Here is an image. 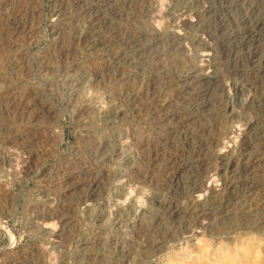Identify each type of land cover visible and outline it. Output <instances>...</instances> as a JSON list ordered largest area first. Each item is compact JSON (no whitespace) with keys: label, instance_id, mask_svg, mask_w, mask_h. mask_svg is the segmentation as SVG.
Returning a JSON list of instances; mask_svg holds the SVG:
<instances>
[{"label":"rangeland","instance_id":"obj_1","mask_svg":"<svg viewBox=\"0 0 264 264\" xmlns=\"http://www.w3.org/2000/svg\"><path fill=\"white\" fill-rule=\"evenodd\" d=\"M74 1L76 0H0V54H3L0 55V264H264V221L258 225H246L239 215H235V208L240 204H244L246 209L263 205L264 189L252 190L246 193L247 197L241 195L235 201L230 199L222 186L221 176L225 169L221 166L220 155L246 134L245 122L250 116L240 112L239 103L254 93L252 79L248 77L240 80L229 74L228 69L235 65L232 51L230 47L227 51L222 50V45L226 42L223 41L226 39L224 34L229 33L228 29L237 31L236 24L228 19V29H225L227 32L220 34L215 31L213 39L205 40L199 35L198 25L192 32L184 27L183 21H169L172 23L170 24L164 11V6L167 9L170 2L173 3L170 6L177 9L191 1L188 18L192 19L195 11L201 20L203 17L198 11L204 0H186V3L185 0H137L139 6L142 1V6L148 7L138 9L134 18L126 20L127 22L121 20L125 24L119 18L109 16L107 8L102 5L106 0H81L83 6L93 5L92 10L101 9V12L107 14L105 21L109 27L92 32L102 33L104 41L112 38L108 34L110 32L151 34L156 30L164 37L175 31L176 34L183 31L182 34L191 36L186 35L188 39L183 41L184 49L181 53H170V61L160 55L130 69L123 63L119 72L128 71V88L124 81L122 83L111 76L114 65L110 63V59L113 53L122 51L123 46H118L119 43L112 44L109 54H101L99 47H95V55L86 56L83 45L80 42L76 44L73 36L90 32L91 27L102 21L103 17H82L78 10L80 7ZM113 1L112 5L116 6L113 7H122L121 0ZM258 2L261 3L260 9L264 10V0ZM141 9L149 10L144 13ZM244 13H247L246 10L241 12ZM237 16L240 17V14ZM113 26L118 33H115ZM253 31L264 43V18L256 24ZM192 37L197 39L198 46H191L193 41L189 39ZM201 50L208 51L211 56L209 69L213 88L218 94L231 99V117L228 122L217 125L213 135L216 137L215 141L208 145L203 154L205 164L201 170L197 172L196 169L183 165L175 172L173 183L178 181L179 185L192 172L197 173L198 189L192 195L186 193L187 190L181 185L177 186V183L175 187H169L161 181L159 172L151 175L154 176L150 177L152 180L148 178V182L142 183L137 179L144 176L149 168L148 158L143 156L144 149L149 150V146L153 147L163 140L171 145L178 144L180 148L185 146V142L179 134L176 136L172 131H148L145 108L142 106L140 111L136 105L139 101L134 102L136 120H130L123 115L125 113H120L128 108L127 104L124 107L127 103L124 99H128L125 96L134 90L137 92L138 88L141 91L140 82L155 71H164L169 63L182 68L192 65L193 62L185 59L188 54L194 56L193 61L197 64L201 63L198 57ZM206 69L205 67L204 70ZM122 92L123 97L119 96ZM189 94L192 92L189 91ZM98 111H108L104 122H99L96 117ZM262 112L254 124L259 128L256 137L264 143V111ZM204 117L199 118H202L201 122L194 118L193 125L198 127L206 122ZM164 123H168L167 120ZM230 124H234L243 133L238 132L240 136H236L239 134L231 135L223 131ZM89 139L105 141L106 147H110L109 155L103 161L97 160L91 164V160L81 152V146ZM259 156L256 164L258 173L249 181L257 182L263 188L264 154L260 153ZM89 166L100 169L101 186L79 203L78 198L86 190L87 180L84 179ZM137 171L140 175L136 174ZM113 174L118 176V181L114 183L115 186L109 187L113 182ZM180 189H183L182 192ZM214 189L221 193V201L229 210L228 216L231 215L227 225L214 228L210 219L207 223L212 222L211 228L201 216L183 213L193 200L213 197L211 192ZM165 192L174 197L173 202L180 208L170 221L181 222L182 218L187 217L191 223V228L184 233H178L177 230L176 234L170 233L175 222L156 231L149 228L155 213L151 206ZM97 234L103 239L112 235L118 246L124 249V254H118L111 245H104L105 240L95 241Z\"/></svg>","mask_w":264,"mask_h":264},{"label":"bare ground","instance_id":"obj_2","mask_svg":"<svg viewBox=\"0 0 264 264\" xmlns=\"http://www.w3.org/2000/svg\"><path fill=\"white\" fill-rule=\"evenodd\" d=\"M91 1H93V0H91ZM96 1H98V0H96ZM258 1L259 0H204L203 4L201 5V7L198 11L201 14L200 15L201 18L203 17L201 20L198 19L199 14L196 13L195 11H194V14H192L193 18L192 19L188 18L187 13H188V10L191 6L190 5L191 1H189L190 3H187L185 5L183 4L184 6H181L180 8H177V9L170 6L171 2H170V4H169V2L167 3V4H169V5H167V9L164 6L165 17L167 18L166 20H168V22L174 21V23H175V21L178 22V20H179L178 23H180V21H183L184 27H186V29L189 31H192V29L198 28V30L200 31L199 35H201L203 37V39H205V40L213 39L215 37L214 33H216V32H219L220 34H224L223 32L226 31L225 29H228L227 28L228 26L226 25L227 24L226 21L228 19H230L232 21V23L236 24L235 26L238 27L237 31L228 29L227 31L229 33L224 34L226 36V39H223V41H226V42L223 45L221 44L222 50L227 51L229 49L228 47H230V50L232 51V58H233V62L235 65H232V68L230 67L228 69L229 74L234 76V78L236 77L237 79H240V80H244L245 78L247 79L248 77L250 79H252L254 93L251 92L252 94L250 97L243 99V100H240V103H239L240 104L239 105L240 106V112L242 114H244V113L249 114V116H250V117H248V120H247V118H245L247 120V122H245L246 123L245 124L246 134H244L243 136L241 135L242 138L240 139V141L237 144H235L234 146L228 147L229 149L223 151V153L220 155L221 166L226 171V172L224 171V173L222 172L223 173L221 176L222 177V186H223V189L225 190V193L230 197V199L235 200V201H238L237 199L241 195L246 196L247 195L246 193H249L252 190L264 189V187L262 188V186L258 185L257 182H250L249 181V179H251V177H253V175L256 172L258 173L257 167H256V164L259 160L258 157H260L259 156L260 153L264 154V143L261 142L260 138L256 137L258 135L257 132L259 131V128L256 127V124H254L256 122V118H258L260 115L259 113L264 111V94H263L264 93V43L262 42V40L260 38H258V34L257 35L254 34V31H253L256 24H258L259 21H261V19L264 18V10L260 9L261 3ZM113 2H114L113 0H106V2L105 1L102 2V5H105V8H107L110 17L119 18L120 22H121V20H123V21L125 20L124 22H127L126 20L134 18L135 12L138 9L148 7V5L142 6V1L139 2V3H141L139 6L137 0H121L120 5L122 7L116 9L115 8L116 6L113 4L115 6V7H113V5H112ZM74 3L80 7L78 10H80L82 17H86L88 19L96 18V17L98 18V16L103 17L102 18L103 20L100 18V20H102V21L98 22L97 25H95L94 27L92 26V22L90 21L89 24H90V26L93 27V28L91 27L90 32H88L86 34H80L79 33L78 35L73 36V37H75V39L77 41L76 44H78L80 42L81 45H83V47H84L83 51H84V53H86L85 54L86 56H88V55L91 56L93 54L95 55V53H96L95 47H99L98 51L101 52V54L102 53L109 54L110 53L109 48H111V46H113L112 44H114V43L118 44L119 43L118 46H123V49H121L122 51H118V52L116 51L115 53H113L114 55L110 59L112 62H110V63H113V65H114L113 66L114 70L111 72L112 78L116 79V80L118 79L120 82L124 81L125 85H126V83H128V79H129L130 75L128 73H126L128 71L119 72L120 66L123 63L125 65H127L128 68L130 69L132 67H136L138 65L143 64L148 59H152V57L153 58L156 56L159 57L160 55H163V57H165L166 61H170V59H169L170 53H172V54L181 53L182 50L184 49L183 41L188 39V37L186 35H189V34H182L183 31L181 34H176L175 33L176 31H175V32H173V34H166V36L163 37V36L159 35L154 28L155 31H152V33L149 32L151 34H148V33L147 34L146 33L145 34H143V33L142 34H120V33L119 34H110L111 32L108 30L110 32L108 34L112 38L109 37V39L107 38V41L106 40L104 41L102 39L103 38L102 33L100 35L98 33L92 34V32L93 31L99 32L100 29H102V28L107 29L109 27L108 23L105 21L107 14H104L103 11L101 12V9H100V11H97V9L92 10L91 7L93 5L91 7L83 6L81 4V0H76V1H74ZM89 3H92V2H89ZM185 3H186V0H185ZM176 4H177V2H176ZM171 5H173V3ZM178 5H181V4H178ZM141 10H143V12L145 13L149 9L147 11L146 10L144 11V9H141ZM244 10H246L247 13L241 14V12H243ZM149 12H151V11H149ZM76 13H78V12L76 11ZM161 13H163V12H160V14ZM239 14H240V17L237 16ZM161 15L164 16L163 14H161ZM77 16H78V14H77ZM15 20H17V19H15ZM151 20H153V19H151ZM85 21H86V19H85ZM93 21H95V20H93ZM123 21L121 23H124ZM170 24H172V23H170ZM197 25H198V27H197ZM14 28H16V27H14ZM113 29L115 30V33H118L117 28L114 27ZM157 30H159V29H157ZM168 31L169 30H167V32ZM170 32H172V30H170ZM180 32H178V33H180ZM195 32L196 31H194V33ZM162 33L164 35V32H162ZM2 37H4V36H2ZM66 38H67V36H66ZM115 38H117V39H115ZM6 39H7V35H6ZM11 39H13V38H11ZM71 39H72V37H71ZM0 40H2V39H0ZM189 40L193 41L192 42L193 44L191 46H198L199 45V43L195 37L194 38L192 37ZM227 43L229 44V46H227ZM1 46H0V49L2 48ZM57 46H60V45H57ZM61 47H62V45H61ZM3 48H4V45H3ZM8 49H9V47H8ZM8 49H6V50H8ZM199 50H200V48H199ZM5 53L7 54L6 51H5ZM59 54H60V52H59ZM0 55L3 56L2 52ZM191 55H193V52ZM109 56H111V55H109ZM99 57H100V59H103V57H101V56H99ZM192 57H194V56H192ZM192 57L190 56V54H188V56L185 57V59L189 60L190 62H193L194 64L192 63V65H190L188 67L186 66V68H182V66L180 67V65L176 66V64H174V63H169L170 65L168 66V64H167L168 67L167 68L165 67L164 71H161V70L155 71L149 77H146V79H144L143 82H140L141 91L138 88L137 92L140 91V92H138V94H136L137 92L134 90L136 93H134V91H133V92H130L131 94L130 93L128 95L126 94L125 97H127L128 99L122 98L124 100H127V103L124 104V107L127 104L128 108H125V110L124 111L122 110V112H120V113H125L123 115H126V117H129L130 120L131 119H133V120L137 119V115L135 113L136 110L134 108V106H135L134 102L139 101L140 103H136V105L140 109V111L142 110V106H144V108H145V111H146V113H145L146 114V121L145 122L147 123L148 131L158 132V130H161L163 133L166 131H167V133H170L172 131V133H174V135L176 133V136H177V134H179V137H182L183 141L185 142V144H183L185 146L180 148V146L178 144L177 145H171V143H166L163 140L159 143H155L153 147L149 146V150L144 149V151H142L143 156L145 158L146 157L148 158L147 162L149 165H147V164L146 165L149 168L147 167L148 171L145 173L144 176H141V177L139 176V178L137 179L138 181L140 180V182H142V183L148 182L149 181L148 178H150V177L153 178L154 176H151V175H153L154 172H159L161 181H163L165 184H168L169 187H171L173 185L175 187L176 183L178 182L177 181L178 179L174 180V181H177L174 184L173 178L175 179V172L177 171V169L179 170V168H181L180 166H183V165H186L187 167L189 166L191 169H196L197 172L199 170H201L205 164V160L203 159V154H204L205 150H207L206 148L208 147V145H210L212 142L215 141L216 137L214 138L213 135H214V131L217 128V125L223 124L226 121L228 122L230 117H231V108H230L231 106L229 107V104H231L230 103L231 99L228 100L229 96H227L225 98L223 95L218 94L216 92L215 88H213L212 84L210 83L211 77H210V69L209 68L211 66V56H210L209 52L206 50H203L201 52V54L198 55L199 59H201V63L200 62H199L200 64L198 63L199 65L197 64V62L193 61L194 59ZM5 62H3V63H5ZM178 64H180V63H178ZM185 65H183V66H185ZM187 65H188V63H187ZM205 67L207 68L206 71L204 70ZM208 69H209V71H208ZM0 70H1V68H0ZM123 70H125V69H123ZM3 71H5V70H3ZM6 71H7V69H6ZM122 83H120V84H122ZM132 87H133V85H132ZM126 90L128 91V89H126ZM189 91H190V93L192 92L191 95L189 94ZM259 92H262V94L260 93L261 94L260 95ZM120 95H122V97H123L124 96L123 92L121 94H119V96ZM124 100H123V103H124ZM4 102H7V101H4ZM120 103H122V102H120ZM3 104H5V103H3ZM163 110H166V111L163 112ZM162 113H163V115H162ZM203 116H205L204 120L206 119L205 120L206 122H202V124L199 123L201 125L198 127L194 126L195 125V124L193 125L194 118L196 121L200 120V122H201L202 118L201 119H199V118L203 117ZM96 117L99 119V122H102V121L104 122L108 117V111H100L98 114H96ZM166 120L168 123H164ZM240 120H241V118H240ZM252 120H254V121H252ZM146 123H144V124H146ZM197 123H196V125H197ZM168 124H169V127H168ZM257 126H258V123H257ZM105 128H107V127H105ZM222 129H223V127H222ZM223 131H225L226 133H230L231 135L234 133H238V132L240 133L241 132L240 129L238 127H236L234 124H232V125L230 124L226 128L224 127ZM241 133H243V131ZM159 135H160V133H159ZM236 136H240V134L236 135ZM109 148L110 147H108V148L106 147L105 141L104 142L103 141L97 142V140L95 141L93 139H89L85 143H83V145L81 146L80 149H81V152L85 154L86 158L89 161L91 160L90 163L93 164L94 161H97V160L103 161L109 155V152H110ZM151 148H153V149H151ZM143 166H144V164H143ZM229 167L231 169L227 170V168H229ZM145 168H146V166H145ZM140 173H144V172H140ZM136 174L140 175L138 173V171ZM192 174H193V172H192ZM192 174L191 175L187 174L188 176L185 177L184 181H183V178H181L183 182L181 181L182 183L180 184L184 190H187L186 193L191 194V195L195 191V189H198V188H196V185L198 182L197 173H194L193 175ZM85 178L86 179H84V180H87L86 190H85L84 194L83 193L81 194L83 196L78 198L77 202H79V203L83 199H85L87 196H89L90 193L94 192L97 189V187L101 186L100 184L102 182V173H101L100 169L93 168L92 166H89V171H87ZM152 178H150V179L152 180ZM112 181L113 182L112 183L110 182L111 184L109 185V187L115 186L114 183H116L118 181V176L116 174H113ZM180 185L177 183V186H180ZM182 190H181V192H182ZM166 191L168 192V189ZM167 192H165L162 195L163 197L161 199H157V201L154 202L151 206L152 208H154L153 212H155V213H153L154 215H152V218L150 220L151 223H149V225H150L149 228L152 230L156 231L158 229H162V228L166 227V225L174 223L175 221L174 222L170 221L171 220L170 218L172 216H174V214H176L180 210V208L178 209L177 205L173 202L174 197L168 196L166 194ZM183 193H184V191H183ZM211 193L214 194L213 197H210V196L207 198L201 197V198H198L196 200H193L189 205H187L188 207L186 208V210L183 213L184 214L185 213L189 214V212H190V214L195 213L196 215L201 216L203 219H205L206 223L211 219L213 221V223L212 222L211 223L214 224V228L225 226L230 222L229 216H231V215L228 216L229 210L226 209L227 206L223 205L224 203H222V201H221L222 195H221V193L218 192V190L214 189V191H212ZM151 199H153V198H151ZM243 205L244 204L238 205V207L235 208L236 213L234 212L236 216L239 215V218H242L241 221L243 223H245V224L246 223L247 224L257 223V225H258V223L264 221V204L263 205L262 204L261 205H254V206L249 207L248 209L244 208ZM89 218H90V216H89ZM180 218H182V217H180ZM40 220H42V219H40ZM182 220L183 221H181V222H180V220H179V222H175L176 224H174V225L172 224L173 226H171L172 228L170 227L172 229V230H170V233L176 234V230L178 233L179 232L184 233L186 229L189 230L191 228V223L188 221L187 217L182 218ZM211 223H209V224L207 223V224L209 227L213 228ZM96 240H98V241L101 240V242H103V240H105L104 245L105 244L111 245L114 247V249L116 250V252L118 254H124V249L121 248L120 246H118L117 240L114 239L112 235H109L106 238L104 237V239H103L99 234H97L95 241ZM110 254H111V252H110Z\"/></svg>","mask_w":264,"mask_h":264}]
</instances>
